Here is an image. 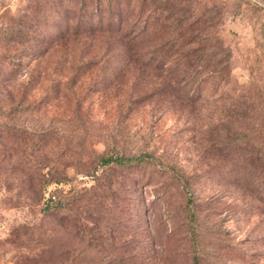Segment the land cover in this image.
Instances as JSON below:
<instances>
[{"label": "rangeland", "instance_id": "obj_1", "mask_svg": "<svg viewBox=\"0 0 264 264\" xmlns=\"http://www.w3.org/2000/svg\"><path fill=\"white\" fill-rule=\"evenodd\" d=\"M93 3L0 0V149H16L20 129L35 141L44 130L52 135L44 139L59 140L34 149L45 158L34 168L45 183L39 199L38 181L18 182L10 160L0 163V264H89L92 256L98 264H191L192 253L198 264H264L259 173L236 174L225 148L217 153L201 138L210 100L188 106L157 95L156 75L139 63L107 72L113 60L100 58L101 33L68 30L79 10L106 13L102 0ZM186 8L190 28L217 29L249 101L247 126L264 128V0H188ZM119 9L138 6L123 0ZM111 152L144 159L97 164ZM51 191L77 197L67 214L41 215ZM190 195L193 229L184 211Z\"/></svg>", "mask_w": 264, "mask_h": 264}, {"label": "trees", "instance_id": "obj_2", "mask_svg": "<svg viewBox=\"0 0 264 264\" xmlns=\"http://www.w3.org/2000/svg\"><path fill=\"white\" fill-rule=\"evenodd\" d=\"M99 0H88L97 6ZM130 0H125L128 5ZM138 6L134 13H124L119 9L123 0H102L107 6L106 13L92 10L88 7L71 15L72 23L68 30L72 34L101 33L103 50L100 58L112 61L106 66L108 73L125 69L130 63H139L156 75V82L152 91L157 95H165L170 100L178 101L180 105L201 106L210 100V109L204 113L203 128L199 131L201 138L209 143L210 150L219 153L222 148L229 159V164L236 174L259 173L264 189V128L262 126H247L249 117V101L237 88V83L230 76V50L223 42L216 28L209 27L210 23L190 28L187 19L188 0H131ZM83 2V0H82ZM152 6L151 11H144ZM129 17L131 22L123 24ZM205 17H207L205 15ZM203 18V19H202ZM203 22L206 18H195ZM154 20L156 26H151ZM141 24L137 26L138 23ZM186 26V27H185ZM99 58V59H100ZM6 72L0 70V102L2 90L5 89ZM208 98V99H207ZM201 111V110H200ZM202 113V112H201ZM17 132V129L11 132ZM40 132L36 141L27 136L20 129L19 146L12 150L9 146L0 149V163L9 161V168L19 171L16 181H38L34 192L38 199L43 192L44 177L36 173L34 168L44 165V156L38 157L34 149L41 150L58 139L43 137L47 131ZM59 130L53 133L57 134ZM17 134V133H16ZM1 136H3L0 133ZM255 135V136H254ZM64 142V141H63ZM15 151V152H12ZM16 156L12 158V154ZM141 154L135 156L124 155L119 152L100 155L97 164L102 166H127L132 161H142ZM37 170V169H36ZM3 175V174H2ZM4 176V175H3ZM234 179V180H233ZM240 180V179H239ZM238 181L237 178H232ZM19 189V188H17ZM31 190V191H33ZM188 196L184 211L188 218L189 227L193 229L195 212L193 200ZM76 196L64 194L56 197L53 191L46 194L39 212L42 216H51L54 211L61 210L67 214L70 204ZM68 215H62L64 221ZM66 221V220H65ZM191 244L194 240L190 236ZM193 240V241H192ZM194 249V247H193ZM138 255L135 252L134 257ZM89 264H98L99 258L92 256ZM191 264H198L196 254L190 256ZM120 258H108L105 264H121Z\"/></svg>", "mask_w": 264, "mask_h": 264}]
</instances>
